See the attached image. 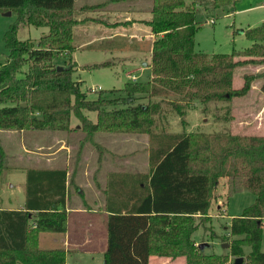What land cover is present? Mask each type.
I'll return each instance as SVG.
<instances>
[{"label":"trees","instance_id":"1","mask_svg":"<svg viewBox=\"0 0 264 264\" xmlns=\"http://www.w3.org/2000/svg\"><path fill=\"white\" fill-rule=\"evenodd\" d=\"M236 1L209 0V4L214 8ZM74 3L0 0V11L17 13V21L5 35L9 53L0 66V129L70 130L75 115L81 121L75 130L89 134H149V172L110 174L105 264H150L151 255L184 256L186 264L225 263L224 255L205 253L193 237L199 226L196 218L210 214L213 200L219 198L213 190L223 178L242 183L256 196L229 222V253L244 257L248 245L243 264H264V136L166 128L169 112L177 113L186 125L191 109L201 106L209 111L212 103L247 94L254 75L245 74L240 88L234 87V75L240 66L264 63V23L245 30L253 41L249 47L208 54L195 47L201 28L198 2L154 0L148 20L155 34L149 78H131L123 88L113 89L123 93L116 98H107L101 91L91 99L74 77L75 62H56L75 49ZM25 23L47 26L49 32L37 41L19 39L18 27ZM136 99L147 102L133 104ZM110 105L123 106L109 109ZM85 111H96V121ZM226 114L231 116L229 106ZM5 155L0 142L1 162ZM26 170L24 208H0V264H66V249L42 248L40 237L43 232L67 231L68 171L31 166Z\"/></svg>","mask_w":264,"mask_h":264},{"label":"rangeland","instance_id":"2","mask_svg":"<svg viewBox=\"0 0 264 264\" xmlns=\"http://www.w3.org/2000/svg\"><path fill=\"white\" fill-rule=\"evenodd\" d=\"M186 1L192 3L194 0ZM196 1L198 2L197 19L201 28L196 33L195 47L200 52L231 53L234 50L245 49L253 42L247 37L245 30L264 23V0H237L235 4L214 8L209 4V0ZM16 21V12L8 15L0 11V66L9 53L5 35ZM48 32L47 26L25 23L18 27L17 36L19 39L37 41ZM118 43V46L124 48L116 47L117 43L114 42L113 45L96 43L89 47H79L78 44V48L72 51L70 57L61 55L56 58V62L59 64L75 62L74 77L81 82V88L87 92L89 98H97L101 91L107 98H116L123 93L113 89L123 88L125 83L131 80V74H135L136 78L142 81L149 78L150 70L147 65L151 60L152 45L151 38L139 47L132 44L133 40L129 37L121 38ZM103 46H110L109 49L115 47V49L109 50ZM239 58L243 59V57ZM105 62L108 63L103 65ZM145 62H147L146 65ZM245 74L254 75L252 86L247 94L235 96L230 101L212 103L209 111H204L201 106L191 109L186 116L188 121L186 125L181 123V118L177 113L169 112L168 119L166 118L169 121L167 130L236 131L237 134L244 135L258 134L259 130L264 132V63L238 67L234 75V87L240 88L244 84ZM139 101L147 102V99L132 100L133 104ZM121 106L123 105H110L109 109ZM227 106L231 111V116L228 118L225 117ZM85 113L96 121V111H85ZM80 126L81 121L73 115L70 130L0 129V142L6 153L3 162L0 161V207L9 206L11 203L18 205L26 197V167L64 165L68 154H70V164L77 168L74 175L71 174L72 182L75 181L77 184L79 168L85 174L87 166H91L97 160L102 161V158L105 159V164L110 169H130L133 164L131 162H135L136 167L147 168L148 151L150 153L148 133L105 131L89 134L83 129L75 130ZM75 131L77 133H74ZM38 143L41 146L44 144L47 147L50 146L49 150H46L50 152L68 143L70 151L64 149L53 154L51 157L54 160L59 158L57 161L43 162L39 160L42 154L39 153ZM133 156L135 159L131 161ZM84 174L83 177H85ZM231 182L233 181L229 182L226 178L220 180L213 190V196L216 199L218 196L219 198L213 200L209 215L196 218L199 226L193 234L197 244L209 243L204 249L205 253L224 255L226 260L223 264H234L237 258L229 253L232 236L228 234V225L231 218L242 213L256 199L252 190L242 188V183ZM234 184H237V189L231 191ZM76 188L79 187L76 186ZM94 222L99 230H103L100 218H95ZM244 249L246 252L244 260L247 261L246 255L250 251V246L246 245ZM262 250H264V226ZM77 254L80 256L81 251L74 253L73 258L76 263L104 264V255L98 249L86 255L83 260H78ZM177 260L178 263L175 264H186L184 256ZM75 262L71 259L72 264ZM153 264H159V262L153 260Z\"/></svg>","mask_w":264,"mask_h":264},{"label":"crops","instance_id":"3","mask_svg":"<svg viewBox=\"0 0 264 264\" xmlns=\"http://www.w3.org/2000/svg\"><path fill=\"white\" fill-rule=\"evenodd\" d=\"M153 3L154 0H75L74 6L76 18L78 20L77 24L74 26L75 49L78 48V44L79 47H89L96 43L101 45L105 43L113 45V42L117 43L116 45L114 44L116 47L124 48L118 46V42L121 38L125 37L132 39V44L138 47L139 45L146 44L148 38H151L152 44L155 34L151 31L148 20L152 18ZM77 41L79 43H77ZM103 47L109 49L110 46ZM113 48L115 49V47ZM113 48L109 50H114ZM76 131L74 133H77ZM259 131L258 134L250 133V135L264 136V132L261 130ZM233 133L237 134L236 131ZM45 145L46 144L41 146L40 143H38L40 149L39 153L42 154L39 160L43 162L49 163L53 161L54 158L51 156L59 153L61 150L68 149L70 151L68 143H64L61 148L55 149L52 152L46 151L49 150L48 148H50V146L47 147ZM42 149L44 151H42ZM147 158V168L144 169L136 167L137 164H135V162H131L133 164H131L132 168L130 169H110L108 165L105 164V159L103 160L102 158V161L99 162L97 160L96 163L87 166L85 174L79 168L78 184L75 181L72 182L71 174L74 175L77 168H74L73 165L70 164V154L67 155L64 165L39 167L65 168L68 171V195L66 201V210L68 213L67 231L61 233H41L40 246L42 248L64 247L67 251L66 264H72L71 259L75 262L73 256L76 251H81L80 256L77 254V259L83 260L86 255L98 249L104 255L105 264V252L108 242V219L111 214L107 208L110 197V172H147L150 170L149 151ZM134 159L133 156L131 161H134ZM57 160H59V158H56L54 161ZM83 174L85 177H83ZM76 186L79 188H76ZM25 200L26 197L18 203V205H13L11 203L9 206H2L0 208L22 209L25 206ZM97 217L101 220L103 230H99L94 222V219ZM179 258L180 257L171 258L151 255L150 264H153V260H156L159 264H175L178 263L177 259ZM181 263H183V261H181ZM73 264L79 263L75 262Z\"/></svg>","mask_w":264,"mask_h":264},{"label":"water","instance_id":"4","mask_svg":"<svg viewBox=\"0 0 264 264\" xmlns=\"http://www.w3.org/2000/svg\"><path fill=\"white\" fill-rule=\"evenodd\" d=\"M12 13V10H8V11H5L4 14H8L10 15ZM145 64H147V62H145ZM59 69L63 68V66H58ZM23 105H26V103H23ZM209 243L207 242H203V243H200L199 244V247L203 250L205 249L206 246H208ZM244 263V257L243 256H239L235 259V262L234 264H243Z\"/></svg>","mask_w":264,"mask_h":264},{"label":"built area","instance_id":"5","mask_svg":"<svg viewBox=\"0 0 264 264\" xmlns=\"http://www.w3.org/2000/svg\"><path fill=\"white\" fill-rule=\"evenodd\" d=\"M132 77H133L134 80L137 79L135 74H132Z\"/></svg>","mask_w":264,"mask_h":264}]
</instances>
